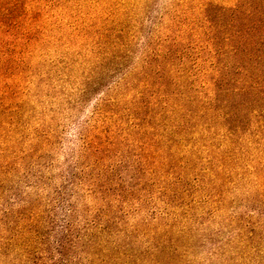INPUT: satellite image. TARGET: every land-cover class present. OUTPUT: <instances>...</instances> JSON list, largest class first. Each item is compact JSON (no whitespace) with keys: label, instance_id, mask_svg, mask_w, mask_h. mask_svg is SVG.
Listing matches in <instances>:
<instances>
[{"label":"trees","instance_id":"1","mask_svg":"<svg viewBox=\"0 0 264 264\" xmlns=\"http://www.w3.org/2000/svg\"><path fill=\"white\" fill-rule=\"evenodd\" d=\"M151 1L0 0V264H203L207 241L220 264L264 261V0H177L131 62ZM113 73L71 173L98 204L58 226L57 119Z\"/></svg>","mask_w":264,"mask_h":264},{"label":"rangeland","instance_id":"2","mask_svg":"<svg viewBox=\"0 0 264 264\" xmlns=\"http://www.w3.org/2000/svg\"><path fill=\"white\" fill-rule=\"evenodd\" d=\"M176 1L177 0H152L150 7L142 12L144 21L142 28L143 32L141 34V38H139L138 45L135 47V52L131 57V62L137 61L140 58L142 43L146 39L145 35L150 31L154 22L158 19H162L164 16V18H168L169 16L166 17V15L169 11L174 10ZM217 1L223 4L227 3L226 0ZM116 74L117 73H113L112 77L110 76L107 79L105 86L102 87L99 93H97L89 102L82 105V107L75 109H64V111L59 114L57 119L56 131L59 135L53 149L51 150L50 156L44 161V164L46 165H44L43 170L45 171V174L48 175L49 179L46 180L48 182L42 186V190L50 204L58 206L55 211L56 217H58L56 221L58 226L65 221V210L69 203H73V205H75L78 209V214L74 215V217H70L76 221L78 229H82L87 219L92 217V214H86V211L84 210L85 205L88 204L94 208L98 204V200L94 197L82 195L83 192L80 191L82 187L79 186L78 183L71 180V173L74 171L75 166L79 162L80 132L90 118L92 109L98 101L99 96L107 91V86L114 85L113 83L120 79L121 75L116 76ZM38 168V166L35 167L34 171H37ZM124 175L126 179H128V175L130 176L129 173H125ZM26 184L27 180L23 181L21 186L26 189ZM79 191L81 194H77ZM239 194H237V196H239ZM239 198L240 199L237 200L233 206H231L232 210L247 211L248 208L253 209V207H250L251 204H249V200L241 199V196ZM126 216L128 217L125 219L132 224L146 218L150 219L149 217L154 216L153 206L150 208L148 206L144 207L139 213L135 212L130 215L127 214ZM254 216V219L258 218L256 214ZM208 231L211 230L208 229ZM225 236H227V234ZM211 243V241H207L204 244L202 243L201 246L197 248L199 257L204 259L203 264H220V259H218V257L210 258L207 256V253L212 246ZM76 263H79L78 259L75 261V264ZM262 264H264V261Z\"/></svg>","mask_w":264,"mask_h":264}]
</instances>
